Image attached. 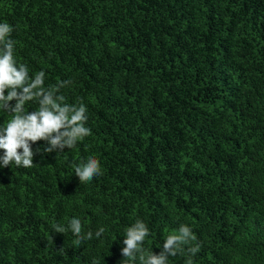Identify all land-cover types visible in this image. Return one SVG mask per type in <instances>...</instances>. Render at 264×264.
Listing matches in <instances>:
<instances>
[{
	"label": "trees",
	"instance_id": "obj_1",
	"mask_svg": "<svg viewBox=\"0 0 264 264\" xmlns=\"http://www.w3.org/2000/svg\"><path fill=\"white\" fill-rule=\"evenodd\" d=\"M0 23L30 76L72 81L60 92L91 130L0 168V264H123L136 220L145 254L183 224L193 264H264V0H0ZM88 157L102 174L80 184ZM71 218L93 239L54 232Z\"/></svg>",
	"mask_w": 264,
	"mask_h": 264
},
{
	"label": "clouds",
	"instance_id": "obj_2",
	"mask_svg": "<svg viewBox=\"0 0 264 264\" xmlns=\"http://www.w3.org/2000/svg\"><path fill=\"white\" fill-rule=\"evenodd\" d=\"M12 27L7 23H0V111L7 112L11 119L6 126L0 127V168L14 164L17 168L33 167L34 153L32 145L38 141L46 142L43 152L62 153L71 149L77 142L91 134L86 127L88 120L87 108L83 103L68 104L61 89L70 85L71 80L58 82L55 86H44L45 73L40 71L34 76L29 75L26 64L17 63L14 57L15 41L10 39ZM7 93V94H5ZM14 101V104L10 102ZM35 102V111H26L25 105ZM74 175L80 184L88 183L94 177L101 175L97 159L88 157L73 165ZM55 233L63 234L70 231L75 237L73 244L79 246L85 240L93 239V232L82 233L79 218H71L68 225L54 224ZM105 229L99 228L96 237L102 236ZM149 229L145 223L136 220L127 228L120 255L123 264L139 259L140 264H168V258L187 252L186 264H193L192 256L200 250V243L190 227L180 225L178 230L166 237L159 254L152 251L145 254L143 243L149 236ZM196 243L193 245V242ZM93 264H96L93 261Z\"/></svg>",
	"mask_w": 264,
	"mask_h": 264
}]
</instances>
